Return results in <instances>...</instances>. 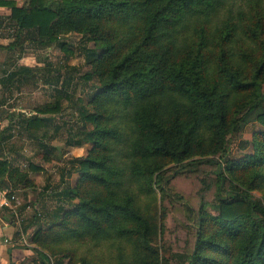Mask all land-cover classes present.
<instances>
[{
	"label": "trees",
	"instance_id": "1",
	"mask_svg": "<svg viewBox=\"0 0 264 264\" xmlns=\"http://www.w3.org/2000/svg\"><path fill=\"white\" fill-rule=\"evenodd\" d=\"M0 6L8 8L0 26L14 29L7 48L26 39L67 49L60 39L69 33L93 43L83 77L97 84L78 105L81 138L72 141L78 133L69 129L68 139L91 147L76 160L73 186L46 188L69 207L48 211L45 226L39 211L20 218L21 231L33 227L28 248L38 264H48L49 255L57 256L54 264L169 263L160 254L158 192L183 201L170 178L203 163L214 167L217 213L201 199L197 207L183 203L194 239L189 250L172 253L175 264H264V108L254 113L261 127L252 132V151L229 154L232 133L264 100V0H0ZM28 69L19 66L4 80L20 81ZM65 96L60 87L24 117L27 135L46 131ZM4 138L0 186L34 187L29 171L42 166L12 165L3 157Z\"/></svg>",
	"mask_w": 264,
	"mask_h": 264
},
{
	"label": "rangeland",
	"instance_id": "2",
	"mask_svg": "<svg viewBox=\"0 0 264 264\" xmlns=\"http://www.w3.org/2000/svg\"><path fill=\"white\" fill-rule=\"evenodd\" d=\"M18 1L19 5L24 2ZM10 30L8 32L10 31L12 38L7 40V43L13 40L14 29ZM6 32L5 30L4 35ZM60 40L66 42L67 49L61 48L58 44L40 48L26 39L19 41L12 48L3 51L0 61V139L5 137L3 157L12 165L23 169H27L29 162L43 168L39 171H29V176L35 182L34 187L2 188L3 185L0 184L2 189L7 190V196H3L2 199L6 197V207L9 211L0 210V215L5 214L6 218L11 219L12 214L15 217V214L21 212L19 218L23 215L25 220H29L39 211L42 214L40 223L43 226L51 219L48 211L54 210L59 204L64 208L69 207L67 203L56 200L53 193L48 194L46 188L50 185L61 190L67 184L73 186L78 178L75 170L76 160L86 155L91 147L90 142L82 141L80 145L72 143L73 140L81 138V134L78 133V105L85 104L97 84L96 77L89 80L83 77V74L89 71L85 53L93 47V43L78 33H69ZM19 66L29 68L22 72L23 78L20 81L14 80L10 84L4 80L8 73L5 69L11 71ZM56 76L59 77L58 81ZM47 77L50 81L46 80ZM60 87H63L68 95L62 100V111L48 116L50 118L43 134L42 131L34 137L27 135L24 131V122L22 123L24 117L35 113V109L45 102L53 100L56 90ZM260 91L264 93V83ZM260 108H264V100L232 133L229 144L231 157L239 158L252 151V132L261 127L255 122L254 113ZM69 129H72L73 134L78 133L70 137L72 140L70 142ZM43 144L50 149L49 153L47 152L50 155L48 161L42 159L45 151ZM213 168L212 165L203 163L193 171H184L170 178L169 187L173 192L182 194L185 198L183 201L176 200L172 195L170 197L173 198H163L158 192L160 213L164 217L159 246L161 256L169 262L167 264H175L172 253L189 250L194 239V224L188 218L183 203L197 207L201 199L207 211L217 213L212 205L215 199ZM254 193L259 196L258 192ZM15 224V229H19V221ZM31 228L26 229L24 234V243H27V247L33 246ZM56 258L57 256L54 258L49 255L48 264H54ZM27 262L38 264V259L33 256L31 261L30 259L25 261ZM67 262V258L63 259L64 264Z\"/></svg>",
	"mask_w": 264,
	"mask_h": 264
},
{
	"label": "crops",
	"instance_id": "3",
	"mask_svg": "<svg viewBox=\"0 0 264 264\" xmlns=\"http://www.w3.org/2000/svg\"><path fill=\"white\" fill-rule=\"evenodd\" d=\"M15 1L19 5V1ZM6 8L7 7L0 6V16L5 17L7 15L8 10ZM5 30L7 31L6 35H4ZM8 30H10V28L0 26V61L3 56V51L8 49L6 47L8 44L6 41L12 38L10 35L11 30L9 32ZM5 71L9 72V70L6 69ZM2 201L3 199L0 195V210L8 211L5 205H1ZM11 222L9 217H5V214L4 216L0 215V264H29V262L25 263V261L29 259L31 261L34 255L33 251L25 244H16V240H13L16 224H11ZM31 229H33V227Z\"/></svg>",
	"mask_w": 264,
	"mask_h": 264
},
{
	"label": "built area",
	"instance_id": "4",
	"mask_svg": "<svg viewBox=\"0 0 264 264\" xmlns=\"http://www.w3.org/2000/svg\"><path fill=\"white\" fill-rule=\"evenodd\" d=\"M7 190L6 189H2L1 187H0V195L3 197V196H7V192H6ZM7 200H6V197L3 199V201H2V204L1 205H7V202H6ZM16 216L14 217L15 218V222H18L19 221V223H20V218H19V214L17 215V214H15ZM19 230H20V228H19ZM26 233V231H21L20 230V236H19V238L16 240V244H27V243H24L25 242V237H24V234Z\"/></svg>",
	"mask_w": 264,
	"mask_h": 264
}]
</instances>
